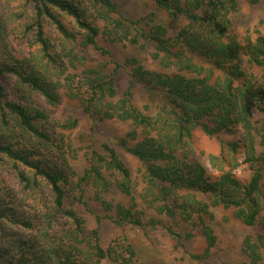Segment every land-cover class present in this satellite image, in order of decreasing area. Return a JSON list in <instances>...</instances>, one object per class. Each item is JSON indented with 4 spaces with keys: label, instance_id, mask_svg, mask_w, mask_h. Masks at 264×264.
Instances as JSON below:
<instances>
[{
    "label": "trees",
    "instance_id": "16d2710c",
    "mask_svg": "<svg viewBox=\"0 0 264 264\" xmlns=\"http://www.w3.org/2000/svg\"><path fill=\"white\" fill-rule=\"evenodd\" d=\"M23 1L19 18L25 14L22 33H32V53L10 48L18 13L0 11V264H140L125 233L102 242L105 220L120 229L161 228L181 246L199 234L202 254L189 255L203 258L217 242L208 217L218 206L259 228L243 239V251L251 264H262L264 122L253 115L264 112V73L246 70L241 58L264 66V31L239 39L232 14L242 0H144L184 19L176 32L121 13L116 0ZM100 37L150 45L158 68L136 56L118 59ZM86 49L100 58L89 62ZM137 85L158 96L155 109L134 103ZM36 95L51 106L75 100L96 127L117 121L130 128L108 138L92 132L79 173L70 161L78 154L70 135L77 119L51 117ZM196 130L221 140L219 153L209 154L216 176L193 154ZM239 153L253 169L245 183L234 175ZM83 209L95 218L92 228Z\"/></svg>",
    "mask_w": 264,
    "mask_h": 264
},
{
    "label": "rangeland",
    "instance_id": "374dc122",
    "mask_svg": "<svg viewBox=\"0 0 264 264\" xmlns=\"http://www.w3.org/2000/svg\"><path fill=\"white\" fill-rule=\"evenodd\" d=\"M118 10L134 19H141L144 23L149 19L155 22L165 24L170 32H176L181 25L185 23L182 18H173L161 8L157 7L150 1L144 0H116ZM24 6L23 0H0V11L4 13H11V17H16L10 24V48L17 53L29 54L36 50L35 45H31L32 33L26 35L22 33V22L24 16L21 12ZM233 28L242 40L247 34L255 37L258 33L264 31V0L257 4H248L242 0L238 10L232 14ZM48 35L52 41H58L57 33L50 24L46 25ZM99 44L108 45L118 59H123L127 56H136L141 63L148 68L156 69L157 64L150 58L149 52L152 50L150 45L145 48L133 46L129 44H109L103 40L102 37L98 39ZM86 55L89 62H95L100 57L92 50L86 49ZM242 66L246 70L258 74L260 77L264 73V66L249 67L246 57L241 58ZM261 79V78H260ZM128 83V76L121 75L118 78V93L124 90ZM75 100H70L65 97L57 106H51L46 103L43 97L36 95V102L39 106L47 109L51 117L55 119H77V125L70 131L73 139L74 149L78 154L71 157V164L74 169L82 173L88 165V154L86 146L89 144L91 133H97L102 138L119 136L125 134L130 125L125 122L107 121L100 123L97 127L92 124L88 116L76 105ZM134 103L140 108L144 109L148 105L151 110L155 109L159 98L155 93L148 94L141 86L137 85L134 88L133 95ZM255 121L258 123L264 122V112L255 111L253 115ZM95 130V132L93 131ZM228 138L229 136H223ZM193 154L203 163L207 172L211 176H216L219 171L211 165L209 154H218L221 149V140L217 136H206L200 130H196L193 135ZM135 170L137 164L134 160L129 161ZM238 165L234 168V175L241 183L249 180L253 169L247 162H244V155L239 153L237 155ZM91 194V191H88ZM116 198H118L116 196ZM121 199V197H120ZM90 207L101 213L96 205L90 203ZM212 216L208 217V223L214 229L217 236V242L211 248L210 253L206 257L193 259L189 253L202 254L205 247L203 237L196 234L192 239L183 241L184 245H179L175 239H172L163 229H149L139 228L134 226H124L121 229L113 223L105 220L102 224L101 238L102 242L107 243L115 236L125 233L137 251V261L140 264H251L243 251V239L247 235H253L259 231L257 226H248L233 216L232 209H226L221 206L211 207ZM81 213L85 216L87 225L92 228L96 225L95 218L87 210L83 209ZM148 215H153L147 211ZM264 256V254H263ZM264 264V257L263 263Z\"/></svg>",
    "mask_w": 264,
    "mask_h": 264
}]
</instances>
